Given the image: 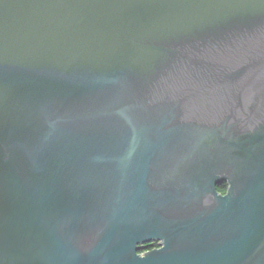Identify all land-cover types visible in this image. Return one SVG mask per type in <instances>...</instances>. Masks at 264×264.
Instances as JSON below:
<instances>
[{
	"label": "water",
	"instance_id": "95a60500",
	"mask_svg": "<svg viewBox=\"0 0 264 264\" xmlns=\"http://www.w3.org/2000/svg\"><path fill=\"white\" fill-rule=\"evenodd\" d=\"M0 264H264V0H0Z\"/></svg>",
	"mask_w": 264,
	"mask_h": 264
},
{
	"label": "flooded vegetation",
	"instance_id": "af4514ba",
	"mask_svg": "<svg viewBox=\"0 0 264 264\" xmlns=\"http://www.w3.org/2000/svg\"><path fill=\"white\" fill-rule=\"evenodd\" d=\"M216 191L221 194L224 195L225 191H226V185L225 184H221L218 187H216ZM142 247H144L143 250H141L139 253H143L146 251H151V250H155L157 248H159V242H149L147 244L142 245Z\"/></svg>",
	"mask_w": 264,
	"mask_h": 264
}]
</instances>
